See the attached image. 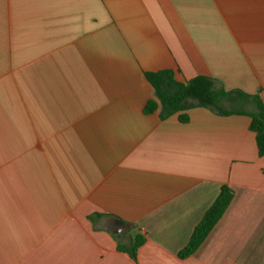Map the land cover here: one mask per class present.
<instances>
[{
  "label": "crops",
  "instance_id": "obj_1",
  "mask_svg": "<svg viewBox=\"0 0 264 264\" xmlns=\"http://www.w3.org/2000/svg\"><path fill=\"white\" fill-rule=\"evenodd\" d=\"M166 68L264 101V0H0V264H264L251 118L145 113Z\"/></svg>",
  "mask_w": 264,
  "mask_h": 264
},
{
  "label": "trees",
  "instance_id": "obj_2",
  "mask_svg": "<svg viewBox=\"0 0 264 264\" xmlns=\"http://www.w3.org/2000/svg\"><path fill=\"white\" fill-rule=\"evenodd\" d=\"M145 76L155 89V98L146 102L145 113H152L160 108L161 118L178 114L183 122L189 121L190 117L187 111L193 107L209 108L224 115H248L251 118L250 129L256 135L259 154L264 156V101L259 95H250L238 89L227 90L223 86L217 85L215 78L207 75H197L187 81H179L175 76V71L170 68L146 71ZM237 95L252 100L256 109L247 111L241 108L228 109L224 107V100H235ZM233 196V189L229 185L223 184L216 200L194 228L189 242L179 252L180 257H187L197 250L221 219ZM142 242L143 238H135L128 251L134 259Z\"/></svg>",
  "mask_w": 264,
  "mask_h": 264
},
{
  "label": "rangeland",
  "instance_id": "obj_3",
  "mask_svg": "<svg viewBox=\"0 0 264 264\" xmlns=\"http://www.w3.org/2000/svg\"><path fill=\"white\" fill-rule=\"evenodd\" d=\"M250 95H259L260 96L259 93L258 94H250ZM235 100L233 99V100H230L229 103L223 104L224 107H226L228 109H238V108L243 109L246 106V102L244 101V99L241 96L237 95L235 97Z\"/></svg>",
  "mask_w": 264,
  "mask_h": 264
}]
</instances>
